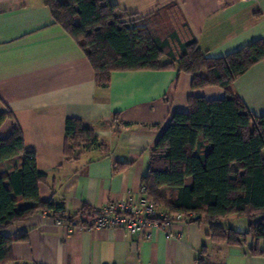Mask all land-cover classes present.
Wrapping results in <instances>:
<instances>
[{
  "label": "crops",
  "instance_id": "0c3cea01",
  "mask_svg": "<svg viewBox=\"0 0 264 264\" xmlns=\"http://www.w3.org/2000/svg\"><path fill=\"white\" fill-rule=\"evenodd\" d=\"M109 1L136 16L176 3L199 47L211 57L264 39V0ZM191 83L192 75L174 66L113 71L106 87L97 86L85 52L53 21L45 0H0V111L13 114L0 125V136L20 127L25 149L35 153L37 168L46 173L38 185L39 198H62L67 212L83 205L99 209L127 198L129 191L140 195L150 150L172 115L187 111L190 95H226L220 86L192 89ZM230 89L253 115L264 114V59L238 76ZM67 117L80 118L97 136V144L73 161L63 155ZM20 163V155L6 159L0 173ZM117 163L124 166L115 169ZM79 220L58 224L39 210L3 233L14 239L15 259L35 264H196L203 245L212 264H264L263 256L249 252L256 246L263 250V241L213 242L203 218H185L170 227V238L162 230H152L147 238L145 231L85 228L76 224ZM220 223L246 229L242 217L227 216Z\"/></svg>",
  "mask_w": 264,
  "mask_h": 264
},
{
  "label": "trees",
  "instance_id": "16d2710c",
  "mask_svg": "<svg viewBox=\"0 0 264 264\" xmlns=\"http://www.w3.org/2000/svg\"><path fill=\"white\" fill-rule=\"evenodd\" d=\"M45 4L53 21L85 52L97 86L106 87L113 71L177 66L192 75V89L209 85L225 89L220 99L190 95L187 111L172 115L150 150L141 186L160 210L205 219L213 242L241 245L252 237L264 244V114L253 115L230 89L238 76L264 59V39L211 57L199 47L174 2L142 16L109 0H45ZM12 117L10 110L0 111V125ZM96 144L93 128L77 117L65 119L66 161L78 159ZM16 155L21 156L19 167L0 173V264H35L13 257L14 239L3 230L39 210L68 225L80 218L76 224L87 228L99 209L83 205L67 212L64 199L39 198L38 185L46 173L37 168L35 153L25 149L18 125L0 136V162ZM122 166L117 163L115 169ZM227 216L244 218L245 231L223 226L220 221ZM249 252L264 257V249L257 246ZM195 263L212 264L205 245Z\"/></svg>",
  "mask_w": 264,
  "mask_h": 264
},
{
  "label": "built area",
  "instance_id": "2783aa9c",
  "mask_svg": "<svg viewBox=\"0 0 264 264\" xmlns=\"http://www.w3.org/2000/svg\"><path fill=\"white\" fill-rule=\"evenodd\" d=\"M139 193L140 195L136 197L132 196V191H129L127 198L110 201L99 208V214L94 219L93 225L87 228H113L127 234L145 231L147 238L151 236L152 230H162L167 238L172 237L169 228L183 222L185 216L181 213L167 212L157 208L147 196L143 186ZM188 218H192V216ZM57 223L61 224L62 221L57 220Z\"/></svg>",
  "mask_w": 264,
  "mask_h": 264
},
{
  "label": "water",
  "instance_id": "95a60500",
  "mask_svg": "<svg viewBox=\"0 0 264 264\" xmlns=\"http://www.w3.org/2000/svg\"><path fill=\"white\" fill-rule=\"evenodd\" d=\"M197 217H199V216H197Z\"/></svg>",
  "mask_w": 264,
  "mask_h": 264
}]
</instances>
